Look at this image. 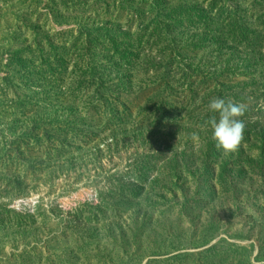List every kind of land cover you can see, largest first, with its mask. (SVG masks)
Returning a JSON list of instances; mask_svg holds the SVG:
<instances>
[{"label": "rangeland", "instance_id": "rangeland-1", "mask_svg": "<svg viewBox=\"0 0 264 264\" xmlns=\"http://www.w3.org/2000/svg\"><path fill=\"white\" fill-rule=\"evenodd\" d=\"M0 264H264V0H0Z\"/></svg>", "mask_w": 264, "mask_h": 264}, {"label": "clouds", "instance_id": "clouds-1", "mask_svg": "<svg viewBox=\"0 0 264 264\" xmlns=\"http://www.w3.org/2000/svg\"><path fill=\"white\" fill-rule=\"evenodd\" d=\"M207 108L209 112L215 114L209 118L208 125L216 146L225 153L234 152L244 129V122L239 119L245 111L244 106L216 97L209 101Z\"/></svg>", "mask_w": 264, "mask_h": 264}]
</instances>
